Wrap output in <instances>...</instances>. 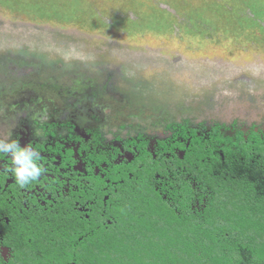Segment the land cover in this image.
Instances as JSON below:
<instances>
[{"label":"rangeland","instance_id":"obj_1","mask_svg":"<svg viewBox=\"0 0 264 264\" xmlns=\"http://www.w3.org/2000/svg\"><path fill=\"white\" fill-rule=\"evenodd\" d=\"M51 76L176 101L163 121L202 119V105L238 127L264 121V0H0V111Z\"/></svg>","mask_w":264,"mask_h":264},{"label":"flooded vegetation","instance_id":"obj_2","mask_svg":"<svg viewBox=\"0 0 264 264\" xmlns=\"http://www.w3.org/2000/svg\"><path fill=\"white\" fill-rule=\"evenodd\" d=\"M206 39L209 43V37ZM244 75L246 79L242 77L241 81L246 83L241 84L251 82L254 86L258 78L252 80L249 74ZM14 84L10 82L7 89ZM116 86L120 84H99L79 77L33 78L0 111V140L16 141L21 147L32 149L38 153L42 167L35 181L20 187L11 157L0 154L2 264H11L14 257L3 229L17 234L19 223L34 216L63 213L68 207L77 222V241L92 239L101 230L112 228L117 205L113 195L134 173L146 174L153 169L152 176L148 175L150 185L170 206L178 204L182 197L177 184L182 181L189 190L188 210L202 213L208 204L207 187L201 189L188 166L176 161H183L195 144L206 143L210 154L218 155L223 163V143L216 140V131L223 138H233L240 132L245 141L252 133L264 140V121L238 127L234 120L237 115H229L230 122H220L216 119L228 113L214 117L204 105L197 112L202 119H185L194 117L196 113L191 112L174 121H163L174 118L170 110L179 109L176 101L149 99L136 89L124 92L123 87ZM186 105L195 109L192 99L183 101L181 109ZM132 108L139 115H130ZM111 117L117 119L110 122ZM146 125L154 127L149 129ZM159 130L163 135L158 134Z\"/></svg>","mask_w":264,"mask_h":264},{"label":"trees","instance_id":"obj_3","mask_svg":"<svg viewBox=\"0 0 264 264\" xmlns=\"http://www.w3.org/2000/svg\"><path fill=\"white\" fill-rule=\"evenodd\" d=\"M213 134L223 143V163L206 143L176 161L207 187L202 213L188 210L182 181V197L170 206L150 185L153 169L134 173L113 195L114 225L92 239L77 241L68 207L22 220L17 234L3 229L11 264H264V140L255 133L246 141L240 132L233 138Z\"/></svg>","mask_w":264,"mask_h":264},{"label":"clouds","instance_id":"obj_4","mask_svg":"<svg viewBox=\"0 0 264 264\" xmlns=\"http://www.w3.org/2000/svg\"><path fill=\"white\" fill-rule=\"evenodd\" d=\"M0 154L11 157L15 179L20 187L35 181L41 175L38 153L32 149L21 147L16 141L0 140Z\"/></svg>","mask_w":264,"mask_h":264}]
</instances>
